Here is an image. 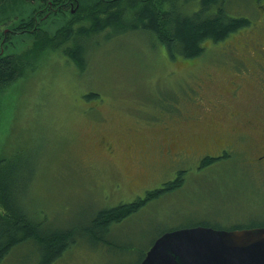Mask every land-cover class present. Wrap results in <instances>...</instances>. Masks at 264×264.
Returning a JSON list of instances; mask_svg holds the SVG:
<instances>
[{
  "label": "rangeland",
  "instance_id": "374dc122",
  "mask_svg": "<svg viewBox=\"0 0 264 264\" xmlns=\"http://www.w3.org/2000/svg\"><path fill=\"white\" fill-rule=\"evenodd\" d=\"M39 1L0 0V31ZM227 9L252 24L207 42L192 61L170 59L142 31L88 44L84 71L60 49L30 54L29 38L15 40L14 53L28 56L20 76L0 88V157L25 161L16 178L46 225H83L91 212L131 202L177 170L186 172L179 191L112 226L109 244L79 239L53 264H138L153 239L205 218L226 227L264 224V161L256 162V132L264 124V3L230 0ZM232 126L248 136L234 138ZM215 131L227 135L230 159L198 170L203 157L220 154ZM36 259L26 243L0 264Z\"/></svg>",
  "mask_w": 264,
  "mask_h": 264
},
{
  "label": "trees",
  "instance_id": "16d2710c",
  "mask_svg": "<svg viewBox=\"0 0 264 264\" xmlns=\"http://www.w3.org/2000/svg\"><path fill=\"white\" fill-rule=\"evenodd\" d=\"M44 1L46 6L49 5V1L55 6L66 0ZM229 1L76 0L73 4L76 7L74 13L66 12L65 8L60 6L57 10L48 12L45 25H39L32 32H16L15 40L19 35L29 38L30 54L42 52L48 47L60 49L80 71H84L87 64L88 44L95 47L101 43V38L107 40L111 33L142 31L164 46L170 59L181 57L192 61L203 55L207 42L220 43L238 30L250 27L252 24L249 17L231 15L227 9ZM253 1L258 4L264 3V0ZM23 16L24 14L19 17L16 26L28 19L27 16ZM23 26L26 27L25 24ZM40 27L43 32L38 36L41 32H34ZM21 54L14 53L12 61L0 60V88L14 82L22 73L25 64L22 58H26L28 54L26 56ZM86 96L97 95L88 93ZM214 139L216 140L217 137ZM228 140L223 141L224 146ZM229 159L230 157L225 153L222 157L208 154L199 161L198 170ZM24 166L25 161H21L16 155L9 158L0 157V263L11 250L26 243L35 246L37 255L35 264H53L79 239L92 247L103 246V243L109 244L110 240L107 237L112 226L129 221L151 202L179 191L186 176L185 170L179 169L169 180L147 190L143 196L131 202L91 212L83 225L53 228L46 225L45 214L28 207L26 186L24 187L21 178H16L17 173L21 170L24 172ZM197 225L229 230L264 227V224L255 222L234 223L226 227L221 221L207 218ZM151 244L141 254L138 264Z\"/></svg>",
  "mask_w": 264,
  "mask_h": 264
},
{
  "label": "water",
  "instance_id": "95a60500",
  "mask_svg": "<svg viewBox=\"0 0 264 264\" xmlns=\"http://www.w3.org/2000/svg\"><path fill=\"white\" fill-rule=\"evenodd\" d=\"M140 264H264V227L173 229L154 240Z\"/></svg>",
  "mask_w": 264,
  "mask_h": 264
},
{
  "label": "flooded vegetation",
  "instance_id": "af4514ba",
  "mask_svg": "<svg viewBox=\"0 0 264 264\" xmlns=\"http://www.w3.org/2000/svg\"><path fill=\"white\" fill-rule=\"evenodd\" d=\"M74 1H76V0H66L64 3L59 4V5H55V6L51 5L52 1H49V5L46 6L45 1L40 0L38 2V5L37 4L32 5L30 7V12L27 14L28 19L25 22L16 26V23H14L12 21L8 26H6L4 29H2L0 31V60L10 59L12 61V58L14 55V45L13 44L15 42L16 32H21V31H31L32 32L33 29L39 27V25L42 24L41 22L45 21L47 15H48V12L55 11L60 6L65 7L66 9L69 8V10H70V8L74 4ZM71 12H72V9H71ZM31 13H33V14L30 15ZM23 24H25L26 27H24ZM43 25L41 27H43ZM41 27L38 28L34 33H36L37 31L38 32L40 31L42 33L43 30L41 29ZM16 28H19V29H16ZM231 94L234 96L233 93H231ZM263 117H264V115H263ZM221 120H222V118L219 117L218 121H221ZM221 124L222 123H220V125ZM248 125H249V123H248ZM231 128L232 129L230 131V134H231V136L233 134H235V136H233L234 138H244L245 136H248L247 133H244L242 130L238 129L236 126H232ZM237 132H238V134H237ZM256 133H257V136L259 137V139L257 138V141L259 142V144L261 146V150L259 151L258 156L256 157L259 159H257L256 162H263L264 161V124H263V128L260 129ZM216 137H217V139L215 140L214 138H216ZM225 139H228L227 135H224L222 133L215 131L213 140L221 150L220 154H219L220 157H222L224 153L227 154L228 156H230L228 154V152L224 149L223 141Z\"/></svg>",
  "mask_w": 264,
  "mask_h": 264
},
{
  "label": "bare ground",
  "instance_id": "6f19581e",
  "mask_svg": "<svg viewBox=\"0 0 264 264\" xmlns=\"http://www.w3.org/2000/svg\"><path fill=\"white\" fill-rule=\"evenodd\" d=\"M105 16V15H104ZM171 230H173V229H171ZM170 231V230H169ZM167 232V231H166ZM159 237V236H158ZM154 242V241H153Z\"/></svg>",
  "mask_w": 264,
  "mask_h": 264
}]
</instances>
